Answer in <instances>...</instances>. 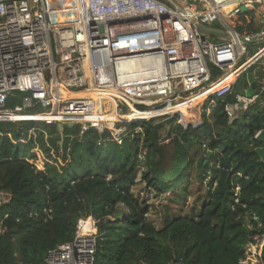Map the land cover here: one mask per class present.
Here are the masks:
<instances>
[{
    "label": "trees",
    "instance_id": "trees-1",
    "mask_svg": "<svg viewBox=\"0 0 264 264\" xmlns=\"http://www.w3.org/2000/svg\"><path fill=\"white\" fill-rule=\"evenodd\" d=\"M230 25L243 33L258 29L253 12L237 11ZM238 85L214 98L213 108L207 100L164 121L125 122L120 142L107 129L81 132L80 123L59 131L43 121L0 120V190L9 194L0 206V264H48L47 250L71 240L88 215L97 226L93 264H240L246 245L264 234V161L253 152L264 110L228 122L224 105L235 101ZM22 95L14 91L5 108L19 105ZM165 127L170 150L162 143ZM194 177L205 185L194 207L178 208L157 228L134 186L141 181L176 203L190 195Z\"/></svg>",
    "mask_w": 264,
    "mask_h": 264
},
{
    "label": "built area",
    "instance_id": "built-area-1",
    "mask_svg": "<svg viewBox=\"0 0 264 264\" xmlns=\"http://www.w3.org/2000/svg\"><path fill=\"white\" fill-rule=\"evenodd\" d=\"M237 11L253 12L258 29L235 30L227 17ZM215 22L222 27H205ZM250 44L257 47L248 54ZM249 69L260 74L257 89L251 97L238 90L225 103L228 122L238 116L239 101L244 110L264 101V0H0V120L16 114L10 121L80 123L81 132L107 129L120 142L131 121L122 116L144 112L137 106L164 116L207 100L213 108ZM14 91L23 93L20 104L5 108ZM81 91L89 96L69 94ZM36 105L41 112L25 113ZM8 199L0 190V206ZM249 219L260 226L256 214ZM96 236L93 217H80L72 239L48 249L45 261L93 264ZM263 244L264 234L249 242L240 264H262Z\"/></svg>",
    "mask_w": 264,
    "mask_h": 264
},
{
    "label": "rangeland",
    "instance_id": "rangeland-1",
    "mask_svg": "<svg viewBox=\"0 0 264 264\" xmlns=\"http://www.w3.org/2000/svg\"><path fill=\"white\" fill-rule=\"evenodd\" d=\"M227 21L230 23L231 22V16L227 17ZM216 26L222 27L221 24H219L218 22H215V24L212 25H206L205 27H212L215 28ZM202 27L203 31H205V34L208 35L207 38L211 41L215 40L214 36H211L209 33V29ZM218 37H220L222 35L220 30H214L213 31ZM257 45H253L250 44L249 48H248V54H251L252 52H254V50L256 49ZM259 72L257 70H255V76L256 78L259 77ZM239 88H242L243 84L242 81H239ZM85 93V92H84ZM137 108H143L145 109L144 112H142V116H140L139 114H137L136 116L138 118H140V120H149L146 119V115L152 116L154 115V117H151L150 119H155L156 122H160V121H164L166 119V116L161 115V113H153L154 110H149L146 111L148 109V107H138ZM264 108V101H260V102H256L254 104H252V106L250 107L249 111L254 113L256 111H260L263 110ZM153 109V108H152ZM123 112H128V109L123 108L122 110ZM156 111V109H155ZM157 113V114H156ZM173 116V115H171ZM143 118V119H142ZM127 119H129V117H127ZM130 120V119H129ZM41 121H34V124L37 125L39 124ZM56 126V125H55ZM168 132V127H165V129H163V131L161 132L163 141L162 143L166 144L168 147L167 149L170 150V144H171V136L169 138H165L166 133ZM204 183L203 182H199L197 181V179L194 177V180L191 181V185L189 187V192L190 195L186 196L187 198L184 200V198L180 199L179 201H177L176 203H172L171 201V196L168 194H161V195H156L153 193H149L148 190L145 188V184L141 181H138V183L134 186L133 190L136 194H139V196L141 198L146 199V202L149 204L150 208L148 210V218H150L154 225L159 228L161 226H163V222H164V217L168 214H173V212H176V210L178 208H181L183 213H187L190 212L191 208L194 207L193 205L194 203V198L197 195V190L199 188H204ZM203 191V189H202Z\"/></svg>",
    "mask_w": 264,
    "mask_h": 264
},
{
    "label": "water",
    "instance_id": "water-1",
    "mask_svg": "<svg viewBox=\"0 0 264 264\" xmlns=\"http://www.w3.org/2000/svg\"><path fill=\"white\" fill-rule=\"evenodd\" d=\"M241 81L244 88L239 89V94L244 97H251L254 94V91L257 89V80L254 78L253 70L249 69L246 72H243L241 75ZM238 114L242 115L244 112V102H238ZM133 121V120H131ZM62 124H56L57 129L62 130ZM254 141L257 145L253 148V152L264 161V130H260L254 137ZM211 151H207L206 160L210 157Z\"/></svg>",
    "mask_w": 264,
    "mask_h": 264
},
{
    "label": "bare ground",
    "instance_id": "bare-ground-1",
    "mask_svg": "<svg viewBox=\"0 0 264 264\" xmlns=\"http://www.w3.org/2000/svg\"><path fill=\"white\" fill-rule=\"evenodd\" d=\"M218 2H221L223 0H217ZM189 54H192V50L189 51ZM85 92V93H84ZM90 93V92H89ZM71 96H89L88 92L87 91H81V92H72V93H69ZM91 94V93H90ZM198 101H196L194 104H197ZM185 111V110H184ZM158 113V111H157ZM156 113V114H157ZM139 114L137 111H131L129 112V115H123L122 117L123 118H127V117H130L131 119H134V118H138L136 115ZM107 117H109V115H107ZM2 119H5V120H16V119H19V116L16 115V114H12V115H9L8 117H2ZM143 119V118H142Z\"/></svg>",
    "mask_w": 264,
    "mask_h": 264
},
{
    "label": "crops",
    "instance_id": "crops-1",
    "mask_svg": "<svg viewBox=\"0 0 264 264\" xmlns=\"http://www.w3.org/2000/svg\"><path fill=\"white\" fill-rule=\"evenodd\" d=\"M254 78H256L255 73H254ZM251 106H252V104L248 107V109H250ZM155 112H157V111H154L153 113H155ZM138 113H139L140 116H142V112H138ZM126 115H129V113H127Z\"/></svg>",
    "mask_w": 264,
    "mask_h": 264
},
{
    "label": "clouds",
    "instance_id": "clouds-1",
    "mask_svg": "<svg viewBox=\"0 0 264 264\" xmlns=\"http://www.w3.org/2000/svg\"><path fill=\"white\" fill-rule=\"evenodd\" d=\"M246 110H249V109H246ZM246 110H244V111H246ZM264 110V109H263ZM244 113V112H243ZM239 115V114H238Z\"/></svg>",
    "mask_w": 264,
    "mask_h": 264
}]
</instances>
